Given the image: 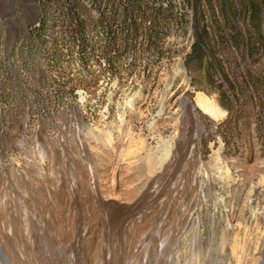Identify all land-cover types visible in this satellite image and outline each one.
Here are the masks:
<instances>
[{
  "label": "rangeland",
  "instance_id": "1",
  "mask_svg": "<svg viewBox=\"0 0 264 264\" xmlns=\"http://www.w3.org/2000/svg\"><path fill=\"white\" fill-rule=\"evenodd\" d=\"M36 18L34 5L21 0L8 36L14 38ZM50 33L60 37L62 31ZM192 43L191 30L174 31L164 40L161 56H129L115 71L102 60H92L85 70L76 56H49L52 43L24 67L20 43L0 47V204L11 202L15 226L25 219L26 235L38 237L40 217L31 207L47 202L43 180L48 179L54 197L61 181L80 180L83 166L97 171L93 159L101 158L106 160L101 170L121 167L124 180H137L127 185L134 200L148 195L150 186L195 190L198 204L180 234L176 264L264 260V138L258 108L243 107L229 121L216 96L201 89L186 67ZM94 71L99 77L89 76L93 81H78ZM198 93L226 116L214 121L194 107ZM166 140L173 143L176 164L152 171L149 161L158 160ZM78 144L91 152L88 164ZM127 148L142 160L126 169L133 160L125 156ZM30 240L37 250L38 240Z\"/></svg>",
  "mask_w": 264,
  "mask_h": 264
},
{
  "label": "trees",
  "instance_id": "2",
  "mask_svg": "<svg viewBox=\"0 0 264 264\" xmlns=\"http://www.w3.org/2000/svg\"><path fill=\"white\" fill-rule=\"evenodd\" d=\"M29 1L36 21L11 38L9 23L20 13L21 0H0V47L20 43L24 67L52 43L49 56H76L85 70L92 60H102L115 71L129 56H161L172 32L191 30L185 64L195 81L216 96L229 121L243 107L256 106L264 138V0ZM55 28L60 37L50 33ZM89 76L98 75L78 81H93Z\"/></svg>",
  "mask_w": 264,
  "mask_h": 264
},
{
  "label": "bare ground",
  "instance_id": "3",
  "mask_svg": "<svg viewBox=\"0 0 264 264\" xmlns=\"http://www.w3.org/2000/svg\"><path fill=\"white\" fill-rule=\"evenodd\" d=\"M194 107L214 121L226 116L224 109L202 93L196 96ZM76 148L81 159L89 157L84 161L86 164L91 162V152L84 145L78 144ZM173 149L172 141H164L158 160L149 161L151 170L174 167ZM135 151L124 149L125 156L133 159L126 163V169L141 162L142 155ZM93 160L97 171L91 172L83 166L80 180L61 181L55 187L54 197L48 179L43 180L49 190L45 194L47 202L31 207V214L40 217L38 237L26 235L25 219L15 226L11 202L1 201L0 261L3 264H176L180 234L188 227L198 204L195 190L187 193L180 184L169 191L163 185L157 190L150 186L148 195L134 200L137 196L131 195L127 185H134L137 180H124L121 167L103 171L101 167L106 165V160ZM31 238L38 240L37 250ZM237 247L235 241L232 249ZM224 248L222 244L221 250ZM256 264H264V260Z\"/></svg>",
  "mask_w": 264,
  "mask_h": 264
}]
</instances>
